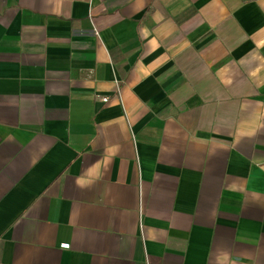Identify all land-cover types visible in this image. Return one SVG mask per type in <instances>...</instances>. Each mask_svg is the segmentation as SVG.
<instances>
[{
	"label": "crops",
	"instance_id": "1",
	"mask_svg": "<svg viewBox=\"0 0 264 264\" xmlns=\"http://www.w3.org/2000/svg\"><path fill=\"white\" fill-rule=\"evenodd\" d=\"M0 264H264V0H0Z\"/></svg>",
	"mask_w": 264,
	"mask_h": 264
},
{
	"label": "built area",
	"instance_id": "2",
	"mask_svg": "<svg viewBox=\"0 0 264 264\" xmlns=\"http://www.w3.org/2000/svg\"><path fill=\"white\" fill-rule=\"evenodd\" d=\"M102 100L107 102L109 100L108 96L102 97ZM68 244L64 243L63 246L66 247Z\"/></svg>",
	"mask_w": 264,
	"mask_h": 264
}]
</instances>
